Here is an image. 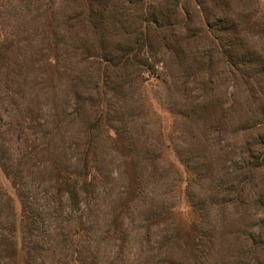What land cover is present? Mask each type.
Listing matches in <instances>:
<instances>
[{
    "label": "rangeland",
    "instance_id": "374dc122",
    "mask_svg": "<svg viewBox=\"0 0 264 264\" xmlns=\"http://www.w3.org/2000/svg\"><path fill=\"white\" fill-rule=\"evenodd\" d=\"M221 18L264 59V0H0V264H264V85Z\"/></svg>",
    "mask_w": 264,
    "mask_h": 264
},
{
    "label": "trees",
    "instance_id": "16d2710c",
    "mask_svg": "<svg viewBox=\"0 0 264 264\" xmlns=\"http://www.w3.org/2000/svg\"><path fill=\"white\" fill-rule=\"evenodd\" d=\"M156 13L158 12L150 13L153 14L154 17L144 16V18L142 19L143 27L141 30V36L144 39H147V41L148 39H151V32L159 31L162 29H172L171 23H169V17H171V15L167 13L166 15L168 17L164 16L165 20L163 25L161 21H159L161 20V17H158ZM160 13L162 14L163 12ZM244 19H248V17H244ZM175 20L179 21L178 17L175 18ZM218 21L219 23H213V25H210L209 22H206L205 28L203 26L204 30H207V34L210 31L216 33L212 35L213 39H209L210 42H213L214 45L216 43L217 47L220 49L221 57L231 58L234 61V64L236 65L234 70L237 72L238 75H240V78L242 79L243 83H249V80H247L248 77L246 76V72H252V75L255 76L252 83L264 85V59L260 56H256L249 50H245V46H243L244 44L242 42L234 40L235 34L238 33L237 20H233V22H230V18H221L218 19ZM127 60H130L128 55ZM146 72L147 71L144 70V73ZM253 72H256V75Z\"/></svg>",
    "mask_w": 264,
    "mask_h": 264
}]
</instances>
